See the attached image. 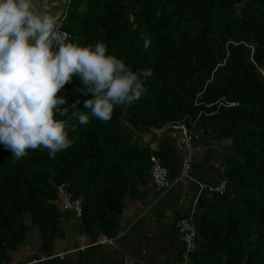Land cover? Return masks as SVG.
<instances>
[{
	"label": "trees",
	"instance_id": "obj_1",
	"mask_svg": "<svg viewBox=\"0 0 264 264\" xmlns=\"http://www.w3.org/2000/svg\"><path fill=\"white\" fill-rule=\"evenodd\" d=\"M61 28L153 75L137 101L82 125L70 115L86 98L73 74L56 93L73 142L54 157L37 147L15 159L0 144V264L35 227L46 245L53 240L66 209L60 184L80 199L82 221L114 234L122 197L150 171L154 152L141 134L185 116L227 148L224 190L204 197L189 263L264 264V0H69Z\"/></svg>",
	"mask_w": 264,
	"mask_h": 264
},
{
	"label": "clouds",
	"instance_id": "obj_2",
	"mask_svg": "<svg viewBox=\"0 0 264 264\" xmlns=\"http://www.w3.org/2000/svg\"><path fill=\"white\" fill-rule=\"evenodd\" d=\"M37 3L0 0V144L15 159L37 147L54 157L72 144L69 132L75 125L62 118L69 111L61 107L65 96L56 93L73 74L86 98L70 115L82 125L90 115L107 121L115 106L137 101L153 75L151 67L131 69L123 58L108 53L102 41H70L58 14ZM149 43L146 37L144 47Z\"/></svg>",
	"mask_w": 264,
	"mask_h": 264
},
{
	"label": "crops",
	"instance_id": "obj_3",
	"mask_svg": "<svg viewBox=\"0 0 264 264\" xmlns=\"http://www.w3.org/2000/svg\"><path fill=\"white\" fill-rule=\"evenodd\" d=\"M68 1L38 0L49 13L58 14L61 21ZM194 132L193 179L174 182L162 191L155 190L150 172L137 180L122 197L114 234L104 231L98 222L82 221V215L78 217L72 209L61 208L64 211L61 226L50 243L45 244L35 227L17 248L8 251L10 259L6 262L190 264L176 221L186 216L199 232L206 211L204 197L212 193L210 186L222 183L227 150L215 134L203 130ZM166 138L169 141L163 143ZM141 139V144L158 156L161 149L167 178L173 181L184 152L178 132H144ZM198 182L204 183L205 187L201 189ZM52 258L54 260H50Z\"/></svg>",
	"mask_w": 264,
	"mask_h": 264
},
{
	"label": "built area",
	"instance_id": "obj_4",
	"mask_svg": "<svg viewBox=\"0 0 264 264\" xmlns=\"http://www.w3.org/2000/svg\"><path fill=\"white\" fill-rule=\"evenodd\" d=\"M67 36H68V33H67ZM219 104L233 106L237 104V102H230L227 100H222ZM194 123L195 122L191 121L188 116H185L181 120L170 121L164 126H161V127L152 126L150 128V132H153L155 134H160L161 132L170 131V130L177 131L181 138V143L184 149L182 158L180 160L179 172L177 174V177L173 181L167 178V169L164 166H162L160 157L157 154L152 153L150 157L151 167H150L149 172H150L151 180H152L155 190L162 191V190L169 188L174 182L183 181L187 179H193V176H192V162H193L192 154L193 152L192 151L194 148L193 146L194 134H193V131L191 130L192 126L190 124L194 125ZM198 184L201 189L205 187L204 183L198 182ZM209 189L211 191L222 192L224 190V183L210 186ZM58 191L60 193L64 208L72 209L77 216H80L81 215L80 199L72 198V195L68 191L66 184L58 185ZM176 225L179 228L181 239L183 240V244L185 247L184 252H185V255L187 256L188 253L196 249V247L198 246V241L196 238L197 231L195 229L193 222L186 216L180 217L176 221ZM33 262L34 261L24 262V263L2 262L1 264H33Z\"/></svg>",
	"mask_w": 264,
	"mask_h": 264
},
{
	"label": "rangeland",
	"instance_id": "obj_5",
	"mask_svg": "<svg viewBox=\"0 0 264 264\" xmlns=\"http://www.w3.org/2000/svg\"><path fill=\"white\" fill-rule=\"evenodd\" d=\"M67 6H68V4H67ZM66 6V7H67ZM62 22V21H61ZM192 127H191V130L193 131V134H194V137H193V144L195 143V140H194V138H195V130H196V128H197V125H192V124H190ZM193 126L195 127V130H194V128H193Z\"/></svg>",
	"mask_w": 264,
	"mask_h": 264
},
{
	"label": "water",
	"instance_id": "obj_6",
	"mask_svg": "<svg viewBox=\"0 0 264 264\" xmlns=\"http://www.w3.org/2000/svg\"><path fill=\"white\" fill-rule=\"evenodd\" d=\"M37 7H43L39 2L37 3ZM44 8V7H43ZM45 9V8H44Z\"/></svg>",
	"mask_w": 264,
	"mask_h": 264
},
{
	"label": "bare ground",
	"instance_id": "obj_7",
	"mask_svg": "<svg viewBox=\"0 0 264 264\" xmlns=\"http://www.w3.org/2000/svg\"><path fill=\"white\" fill-rule=\"evenodd\" d=\"M223 183V182H222ZM219 184H221V183H219Z\"/></svg>",
	"mask_w": 264,
	"mask_h": 264
}]
</instances>
